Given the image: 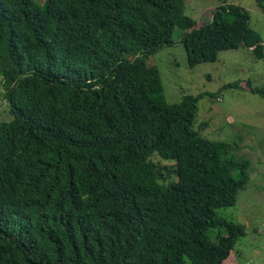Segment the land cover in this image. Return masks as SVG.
<instances>
[{
    "label": "trees",
    "instance_id": "trees-1",
    "mask_svg": "<svg viewBox=\"0 0 264 264\" xmlns=\"http://www.w3.org/2000/svg\"><path fill=\"white\" fill-rule=\"evenodd\" d=\"M185 7L0 0L12 115L0 121V264H226L236 254L245 226L216 211L235 205L251 163L194 129L208 93L168 103L147 61L175 44V29L190 68L241 45L264 58V47L241 6L224 0L203 24ZM244 87L264 98V87Z\"/></svg>",
    "mask_w": 264,
    "mask_h": 264
},
{
    "label": "rangeland",
    "instance_id": "rangeland-1",
    "mask_svg": "<svg viewBox=\"0 0 264 264\" xmlns=\"http://www.w3.org/2000/svg\"><path fill=\"white\" fill-rule=\"evenodd\" d=\"M223 2L186 0L185 14L197 24H203ZM226 3L239 5L248 12L249 28L258 34L264 47V13L255 1L226 0ZM182 34L175 29V44L158 50L147 64L159 70L168 103H177L185 95L208 93L198 101L194 129L203 138L229 144L232 155L251 163L249 180L238 193L235 205L218 209L216 214L245 226L246 235L236 243L231 255L236 254L226 264H264V98L244 87L245 84L264 87V58H257L250 48L241 45L220 51L214 62L190 68L185 49L179 42ZM237 82L243 87L231 86ZM3 93L0 79V121L7 122L12 115ZM170 178L175 180L174 176ZM219 232V229L211 230V240L214 241Z\"/></svg>",
    "mask_w": 264,
    "mask_h": 264
}]
</instances>
